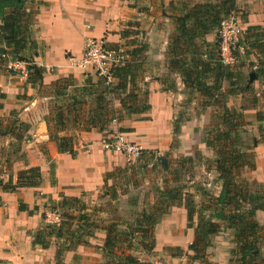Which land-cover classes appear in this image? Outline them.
Here are the masks:
<instances>
[{
    "label": "crops",
    "instance_id": "1",
    "mask_svg": "<svg viewBox=\"0 0 264 264\" xmlns=\"http://www.w3.org/2000/svg\"><path fill=\"white\" fill-rule=\"evenodd\" d=\"M220 1L26 0L24 7L32 11L33 17L29 30L31 42L24 57L26 62L44 69L45 86L65 78L71 79L74 87L85 86L84 76L92 75L71 67L68 56L80 57L86 38H104L110 49L123 54L124 63L131 60L130 52L134 48L143 46L144 81L141 85L148 90L150 109L145 113L126 115L119 122L113 121L103 132L68 130L66 134L73 139V151L60 154L49 140L53 129L46 124L47 134H39L38 131L40 124L46 123V114L37 110L40 101L45 99L38 95V87L29 85L17 74L7 72L5 63L0 64V264H102L105 261L101 251L105 240L104 228H98L94 234H85L77 229L81 223L74 222L73 234L62 238L55 235L46 237L47 248L34 242L38 231L45 227L43 213L49 206L61 211L67 209L76 216L78 210L75 206L62 203L64 199H77L87 206L81 213L90 217L89 207L95 205L99 196L103 197L101 190L112 180L113 173L127 168L128 163L122 154L102 149L101 141L112 136L142 146L146 154L155 153L157 159L159 156L166 158L164 154L170 150L174 157H188L193 162L197 155L202 156V162H207L206 174L211 180L209 178L202 186H197L194 194L190 192L196 211L208 204L211 198L218 197L222 183L218 170L213 166L214 152L194 133L199 128L197 126L208 125L211 108L199 110L196 114L199 96L197 100H189L185 108L198 115L200 120L187 122L188 118L175 132L174 121L188 91L180 76L168 71L166 49L175 30L174 16L198 4H219ZM234 12L244 34L251 27L264 30V0H235ZM215 32L204 37L210 46L217 42ZM167 73L175 79V91L162 89L161 77ZM96 80L94 78L92 82ZM233 99L226 98L228 107ZM112 103L120 107L117 100L113 99ZM252 112L254 118L253 110L243 111V114L251 115ZM258 125L262 126L264 122ZM175 140L178 145L172 146ZM256 145V151L262 150L256 157V169L249 173L244 170V176L264 184V145L261 142ZM166 161L168 166L167 158ZM29 168L39 169L40 185L37 188L3 189L9 180L16 184L18 173ZM187 182L195 183L193 179H187ZM186 214L184 205L173 206L153 229L154 252H159L165 264H204L193 261V253L188 250L194 240L198 215L188 227ZM255 216L264 218V212L257 211ZM233 238L234 232L227 228L211 237L204 262L229 264L230 252L235 248ZM164 248L178 249L184 254L179 251L169 254L163 252ZM150 259L153 258L144 257L139 262L148 264L152 261Z\"/></svg>",
    "mask_w": 264,
    "mask_h": 264
},
{
    "label": "trees",
    "instance_id": "2",
    "mask_svg": "<svg viewBox=\"0 0 264 264\" xmlns=\"http://www.w3.org/2000/svg\"><path fill=\"white\" fill-rule=\"evenodd\" d=\"M26 0H0V64L7 59L26 61L24 52L30 46V25L33 13L27 11ZM235 11V0H221L219 4L204 3L183 10L178 16L173 17L175 25L174 33L169 37L166 49L167 69L171 73L180 76L182 84L189 94L199 95V108L204 111L213 108L211 125L204 131L203 143L212 150L215 155L213 166L219 171V180L222 188L218 197L211 198L208 204L199 207L196 211L191 195H185L182 199L180 190L168 188L164 182V189H157L158 200L152 212H142L136 218L138 226L130 232H122L116 224L111 222L104 227L105 240L101 251L104 256L102 264H141L139 260L127 252L117 255L119 247L127 243L126 250H132L131 238L139 234L142 249L146 253L154 249L153 229L159 219L173 206L184 205L187 215L188 227L191 226L194 216L197 214V223L194 229V240L188 247L193 253L192 259L198 260L204 257L206 249L210 245V238L216 236L223 228L233 229V254L236 264H264V233L260 231L259 224L255 220L257 211L264 212V191L251 192L249 183L240 180V171L245 168H254V158L247 151L249 147L242 141V135L246 133L245 117L243 111H255L257 123L264 122V111L258 110L259 98L253 95V89L247 87L240 71L232 67H224L215 58L217 44L210 46L204 37L217 30L223 17ZM200 41V45L197 44ZM246 52L256 51L260 58L259 68L256 70V80L264 78V30L260 28H248L244 34ZM145 47L134 48L130 52L131 60L115 67L111 72V81L96 78V82L86 81L85 86L77 88L73 86L71 79L57 80L48 86L43 84L44 69L33 64L29 65L27 83L37 86L40 92H46V98L58 103L72 101L67 108L56 106L53 114L54 128L49 134V140L56 145L60 154L72 153L73 139L67 135L68 130L100 132L106 131L113 121L119 122L122 117H115L117 111L113 107V99L117 100L120 111L124 115L140 114L147 112L150 107L147 102V92L139 96L137 79L142 72L144 62L143 52ZM244 54V55H245ZM248 54V53H247ZM170 74L161 78L165 91H175V83L170 81ZM72 83V84H71ZM226 86V87H225ZM71 94L69 93V89ZM248 95L249 98H247ZM45 97V95H39ZM246 97V104H242L239 110L227 106L228 97ZM87 97V100H78ZM264 97V96H263ZM262 97V98H263ZM88 105L86 114L81 115V107ZM210 124V123H209ZM178 128H175L177 132ZM264 129L260 126L261 143L264 145ZM64 133V135H62ZM192 163V159L187 160ZM177 183V180H173ZM40 185V172L38 168H29L17 175V183L9 180L3 185L5 191H14L17 188H37ZM70 206H78V211H84V206L77 199H64L63 203ZM160 206V207H159ZM20 210H23L19 206ZM80 213V212H79ZM64 221L57 227L45 226L38 231L35 244L47 248L46 237L55 235L62 238L63 235L74 233V222L87 221L85 214L73 216L64 214ZM145 222L146 225H142ZM84 224L77 229L82 232ZM74 230V229H73ZM77 239V238H76ZM146 243V240H149ZM152 241V242H151ZM134 247V246H133ZM59 255V251H58Z\"/></svg>",
    "mask_w": 264,
    "mask_h": 264
},
{
    "label": "rangeland",
    "instance_id": "3",
    "mask_svg": "<svg viewBox=\"0 0 264 264\" xmlns=\"http://www.w3.org/2000/svg\"><path fill=\"white\" fill-rule=\"evenodd\" d=\"M215 38L217 40V34ZM115 51L119 53L118 50H115ZM247 53L243 56H240L238 58L239 59L238 62L232 67L233 69L241 72V74L243 75L244 81H246V83H248L249 74L251 73L254 74L256 70L259 68V62H261L260 59L263 57V56H261V58L259 56L256 57V51L248 50ZM121 55L123 54L121 53ZM215 58L217 61L216 49H215ZM143 73L144 71L140 72L139 78L137 79V90H139L138 91L139 96H141V94H143L144 92L148 91L146 87H142L141 85V82L144 81ZM94 78H96L94 75L90 77L84 76L83 80L92 81ZM170 81L175 83L174 77L172 78L170 77ZM250 87L253 89V92H254L253 95H256L259 98L258 110L263 111L264 110V97H263L264 96V78L256 80V77H255V80L253 81ZM175 88H177L176 85H175ZM71 90H73L72 87L69 89L68 94H71ZM45 93L46 92H40L38 90V95L40 94L45 95L44 97L45 99L42 102L40 101V103L38 104L37 110L39 113L44 112L43 114H46L45 115L46 124H48L51 127V129H53L54 128L53 114L55 111V107L61 106L63 107V109L64 108L66 109L67 105H70L72 101H67L64 104L58 103L53 99L46 98L47 94ZM198 96L199 95L197 93H193L192 95H190L189 91L187 92V96L182 101V106H181L182 108L178 109V114L176 115V119L174 121L175 128L176 127L179 128L180 123L185 122L186 119L188 118L189 119L187 120V122H190V121L192 122L196 119L199 122L200 119L198 115H193L191 111L185 108V104H187L189 100L190 101H192L193 99L197 100ZM245 96L249 98L247 94ZM140 98L142 100V96ZM82 99L87 100V102H89V99L87 97L79 98L78 100H82ZM246 101H247L246 97L238 96L232 100L231 104H230V101L228 103L230 104L231 108H235L239 110V106H241L244 103L246 104ZM113 106L115 110L117 111L115 117L121 116L122 118H125L126 115H124L122 111H120V107H117L114 104ZM81 108H82L80 110L81 115H83V113L86 114V112L88 111V105L84 103V105ZM195 108L198 109L195 112L196 114H198L200 112L198 103ZM214 110L215 109L211 108V111L208 116L210 117L208 121L209 126L211 125V120H212V116L214 115L213 114ZM181 113L183 114L181 115ZM246 116H244L245 122L247 124L245 126L246 133L242 135V138H243L242 141L245 146L250 148V150L247 151V153L253 156L255 165L253 169L245 168L241 170L240 180H245L249 183V190L251 192L261 193L264 191V184L254 181V179H252V177L248 175H246V177L244 176V170H246L247 173H249L250 171H253L256 169V166H257L256 157L261 150V149L260 150L257 149L256 151V148H257L256 144L261 142V139H260L261 134L258 130L260 126L256 122L255 117L253 118L254 116L253 112L251 115L247 114ZM208 125L206 126L204 125L202 127L197 126L199 128H196L194 130V133L196 134V136L200 137L201 140L204 137V131L206 128H208ZM261 127L264 129V125H262ZM263 134H264V131H263ZM177 145H178V141L175 140L172 143V146H177ZM164 156H166L169 162V165L167 166L166 171L162 170L161 165L158 159L156 158L157 156L155 153H149V154L144 153V155L138 160H136L134 163L128 164L126 169L121 170V171H115L113 173V176H111L112 180H109L106 183V185L103 187V189L101 190L100 195H102L103 197L99 196L94 203L95 205L93 207H89V209L91 210V212L88 213L90 217H87L85 215L87 217V221L81 223V224H84V226L88 227V228H85V230H83V233L87 234V233L93 232L94 234L96 233V230L98 228H104L111 222H114L116 226H119V228L117 227V229L121 230L122 232L128 233L133 227L135 228V226H138L137 224L140 223V220L137 222L136 218L140 217L143 211H145L147 214L152 212V209H154L153 207L154 205H156V202L158 200V195H157L156 190L158 188L164 189L166 185L164 184V182L168 183L167 184L168 188H177L178 190H180V193L183 199L185 195L192 196V194L190 193L191 191H193L192 193L194 194L197 186L198 187L202 186L201 185L202 183H206L209 180L210 177H208V175L206 174L207 162L205 161L202 162V159H204L202 156L197 155L194 158L193 163H188L187 160L190 159L188 157H174L171 150L166 152ZM201 164L202 165L204 164L203 168L201 167L202 166ZM211 167H212V164H211ZM187 179H193L195 183L190 184L189 182H187ZM173 180H177V183L176 184L173 183L172 182ZM75 207L77 210L79 209L78 206H75ZM86 207L87 206H85V210H86ZM59 211L62 215V221L65 220L64 214L72 213V211H69L67 209H64L62 211L59 210ZM81 212L82 211H77L75 213L76 216L78 217L82 215ZM118 212L119 214H117ZM255 220L259 224L260 231L264 233V218L261 217L257 219L255 216ZM258 221L261 222V225ZM141 224L146 225L145 222H141ZM45 226L47 225L45 224ZM231 231L234 232L233 229H231ZM139 238H140L139 234H134V236L131 238L132 240L131 243L134 244L133 245L134 247L133 246L131 247L132 250L127 251L126 250L127 243H124L119 247V251L117 252V255H119L121 252L123 254H127V252H129L132 255H134L139 261L144 257L153 258V259H150L152 261L149 260L150 262L148 264H152L156 261L163 262L162 261L163 259H161L163 257L160 256L159 252L158 253L154 252V249L149 253L144 252ZM145 242L149 243L150 239L146 240ZM153 243H154V240H153ZM178 251H179L178 249L174 251L169 248H166V249L164 248L163 250V252H166L169 254H175ZM179 253L184 254V251H179ZM262 253L264 254V249ZM230 257L231 258H229L230 260L229 264H236L237 258H235L233 254V250L230 252ZM103 259L104 258H102V260ZM193 261H200L204 264H208L207 260H205L204 262V257L198 260H193ZM187 264H189V262Z\"/></svg>",
    "mask_w": 264,
    "mask_h": 264
},
{
    "label": "built area",
    "instance_id": "4",
    "mask_svg": "<svg viewBox=\"0 0 264 264\" xmlns=\"http://www.w3.org/2000/svg\"><path fill=\"white\" fill-rule=\"evenodd\" d=\"M217 61L224 67H233L240 56L247 50L244 43V30L235 12H231L223 17L217 28ZM71 67L78 69L84 74L94 75L96 78L104 80L106 83L111 81L112 70L124 63L122 55L110 49L104 38H86L84 50L80 57L68 56ZM26 61L7 59L5 69L7 72L14 73L22 79H27L28 66ZM102 149L122 154L128 164L134 163L141 158L145 149L132 142H126L121 137L112 136L101 141ZM43 222L48 226H59L62 222L60 211L49 206L43 213ZM152 264H165L156 261Z\"/></svg>",
    "mask_w": 264,
    "mask_h": 264
},
{
    "label": "water",
    "instance_id": "5",
    "mask_svg": "<svg viewBox=\"0 0 264 264\" xmlns=\"http://www.w3.org/2000/svg\"><path fill=\"white\" fill-rule=\"evenodd\" d=\"M21 0H18V2H20ZM255 80V75L253 73L249 74V80L247 83V87H250L253 83V81ZM39 134H47V129H46V123L42 122L39 126ZM158 161L161 165V168L163 171H166L167 169V161L166 158L163 156H159ZM219 172V171H218Z\"/></svg>",
    "mask_w": 264,
    "mask_h": 264
}]
</instances>
